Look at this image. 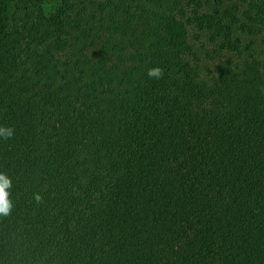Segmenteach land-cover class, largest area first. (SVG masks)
<instances>
[{
    "label": "trees",
    "instance_id": "trees-1",
    "mask_svg": "<svg viewBox=\"0 0 264 264\" xmlns=\"http://www.w3.org/2000/svg\"><path fill=\"white\" fill-rule=\"evenodd\" d=\"M45 2L0 0V264H264V0Z\"/></svg>",
    "mask_w": 264,
    "mask_h": 264
},
{
    "label": "clouds",
    "instance_id": "clouds-1",
    "mask_svg": "<svg viewBox=\"0 0 264 264\" xmlns=\"http://www.w3.org/2000/svg\"><path fill=\"white\" fill-rule=\"evenodd\" d=\"M46 7H51L46 6ZM148 77L160 79L163 76V69L160 66H153L148 69ZM14 128L9 125H0V139H8L14 136ZM12 187V178L3 171H0V215L7 216L13 207L9 199V189ZM34 199L39 203L41 196L39 193L34 195Z\"/></svg>",
    "mask_w": 264,
    "mask_h": 264
},
{
    "label": "rangeland",
    "instance_id": "rangeland-1",
    "mask_svg": "<svg viewBox=\"0 0 264 264\" xmlns=\"http://www.w3.org/2000/svg\"><path fill=\"white\" fill-rule=\"evenodd\" d=\"M59 0H46L45 2V9L46 11H52L54 9V7L57 5ZM51 6V7H46V6Z\"/></svg>",
    "mask_w": 264,
    "mask_h": 264
}]
</instances>
